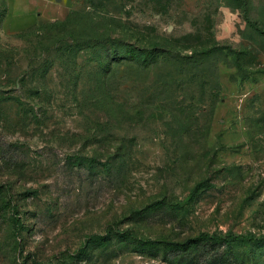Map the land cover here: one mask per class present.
<instances>
[{"label": "rangeland", "instance_id": "obj_1", "mask_svg": "<svg viewBox=\"0 0 264 264\" xmlns=\"http://www.w3.org/2000/svg\"><path fill=\"white\" fill-rule=\"evenodd\" d=\"M199 234L264 264V0H0V264Z\"/></svg>", "mask_w": 264, "mask_h": 264}, {"label": "trees", "instance_id": "obj_2", "mask_svg": "<svg viewBox=\"0 0 264 264\" xmlns=\"http://www.w3.org/2000/svg\"><path fill=\"white\" fill-rule=\"evenodd\" d=\"M145 62H147V57ZM215 237L216 236L214 234L211 236H208L206 234H199L181 242L170 243L169 246L171 247V254L169 256L171 259L173 258V262L175 264H202L203 259L198 256L199 249H201L206 242H214L216 240ZM111 241L112 237L110 235H107L103 238H100L95 243V245H97L98 243L106 244ZM207 264L214 263L207 262Z\"/></svg>", "mask_w": 264, "mask_h": 264}]
</instances>
